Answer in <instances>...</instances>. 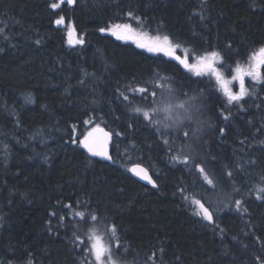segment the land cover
Segmentation results:
<instances>
[{
    "label": "trees",
    "instance_id": "obj_1",
    "mask_svg": "<svg viewBox=\"0 0 264 264\" xmlns=\"http://www.w3.org/2000/svg\"><path fill=\"white\" fill-rule=\"evenodd\" d=\"M51 3L60 0H0V264H85L73 233L87 242L97 227L107 242L104 229L112 224L130 248L127 264H264V200L256 198L264 186V83L245 77L254 94L230 105L211 75L99 31L140 25L187 49L190 63L219 51L217 67L231 78L225 65L244 66L264 46V0ZM60 16L64 24L57 25ZM70 23L83 44L69 43ZM151 81L174 88L179 99L199 93L192 136L180 127L157 131L132 111L150 108L134 89L151 91ZM97 124L112 133L110 162L72 142ZM197 163L222 188L213 190ZM137 164L155 188L130 174ZM193 199H211L214 224L193 214ZM81 211L100 219L84 221L75 215Z\"/></svg>",
    "mask_w": 264,
    "mask_h": 264
},
{
    "label": "snow or ice",
    "instance_id": "obj_2",
    "mask_svg": "<svg viewBox=\"0 0 264 264\" xmlns=\"http://www.w3.org/2000/svg\"><path fill=\"white\" fill-rule=\"evenodd\" d=\"M64 0H60V3H51L49 6L52 9H58L60 4ZM68 4H73L75 0H66ZM202 3H206V0H202ZM129 17L136 20L137 23H140V18L133 16L131 12L128 13ZM201 20L204 19L201 15ZM55 23L57 25L64 24V17L60 16ZM75 29H72L69 32V43L70 44H83V39H71ZM100 32H105V28L99 29ZM117 40H133L138 47L146 48L148 52L153 53H163L164 56L171 57L173 60L177 61L179 65H182L189 72H194L197 76L211 75L215 78L216 82L220 85L221 89L224 92V95L227 97L228 104H239L246 96L254 94L255 88L253 86L252 93L249 92L248 87L245 86V77L251 78V80L256 83H264V72L261 71L264 68V46L260 47L258 51L253 52L250 56L252 61L248 64L247 67L242 66L239 62L236 63L233 68L231 65H225L226 70L233 72L232 80L225 79L224 72L217 67V62L223 63V57L219 51L212 50L203 55H195L191 57L195 60V63H190V55L187 49H184L183 57L176 54L177 49L180 48L179 44H174L169 36L157 35L155 37H147L146 33H138L131 24H114L109 29H107ZM147 37V38H146ZM39 43V41H37ZM228 47H231L229 45ZM157 78L160 81H167L170 78L161 77L159 73L156 74ZM232 81H238L239 91L233 92L229 85ZM153 85L152 90L150 91L148 87H140L134 89V92H138L141 95L139 99L148 103L150 108L145 110L143 107H134L133 112L142 115L145 121H148L150 124L157 126V131L160 130L159 126L162 125L164 128L171 127H181L185 122L191 123L194 116L197 113L201 112L202 105L199 102L200 95L189 96L187 93H183L187 98L179 101L176 98V90L171 87H166L165 83H157L156 81L150 82ZM159 92V95H158ZM124 100L128 101L129 97L124 96ZM26 102H31L30 97H26ZM131 104V101L129 102ZM163 113L164 120L156 119V117ZM228 115L224 119H228ZM164 121H171L170 123ZM85 124L91 123V120L84 121ZM73 132H75V127H73ZM220 133H224V129H220ZM119 135V133H117ZM183 135L187 137L189 133L187 131L183 132ZM112 133L105 131L98 124L88 131L83 139L78 140L73 138V143H79L84 149L87 150L91 156L102 157L106 160H112V156L108 153V142L111 139ZM165 144L168 143L167 140L164 141ZM173 160L183 163L187 166L189 163V157L185 156L181 159L179 156H173ZM196 170L202 174L203 180L211 186L213 190L217 187V182L210 178L209 174L206 172L205 168L200 164H195ZM136 176H139L142 180H147L154 188L157 186L155 181L148 175V170L142 168L140 165H135L129 169ZM229 177L232 176L231 172H228ZM183 192V190H181ZM234 191H239L234 189ZM258 200H264V186L258 187L256 189ZM185 200L188 199L187 196L183 197ZM192 203L198 208V211H195L193 214L200 216L203 220L207 221L209 224H214V213L210 210L211 199L206 203L202 202L201 199H193ZM235 206L237 210H240L242 201L235 200ZM70 207V206H67ZM247 211V209H244ZM55 215V213H53ZM76 216H79L84 221L98 222L100 217L98 214L90 213L86 216L85 212H76ZM63 220V217L60 218ZM100 229L94 227L88 234L87 242L81 240L79 236L73 233L76 241H79L80 244L84 245V250L86 251L85 264H127L123 259L130 251V248L126 247L122 238L118 234V227L115 224H112L111 227H105L104 232L107 236V242L104 237L99 235ZM259 239V238H257ZM91 256L92 259L89 260L88 257ZM259 260V257H256ZM31 264V262H29Z\"/></svg>",
    "mask_w": 264,
    "mask_h": 264
},
{
    "label": "rangeland",
    "instance_id": "obj_3",
    "mask_svg": "<svg viewBox=\"0 0 264 264\" xmlns=\"http://www.w3.org/2000/svg\"><path fill=\"white\" fill-rule=\"evenodd\" d=\"M65 1H66V0H65ZM118 24H125V23H118ZM129 24H131L132 27H133L138 33H146V34H147V37H155V36H157V35H153V34L149 33L148 31H146V30H145L142 26H140V25H135V24H132V23H129ZM111 26H112V25H110V27H111ZM110 27H108L107 29H109ZM107 29H106V33H108V34L111 35V33H110L109 31H107ZM113 37H114V36H113ZM147 37H146V38H147ZM161 37H162V36H161ZM71 38L74 39V38H73V35H72ZM114 38H115V37H114ZM121 41L132 42V44H133L134 46L138 47L137 44H136L133 40H121ZM138 48H140V47H138ZM141 49H143V50H145L146 52H148L146 48H141ZM184 49H185V48H183V47L180 46V48H178L177 51H178V50H181L182 53L184 54ZM258 49H259V48H257L256 50H254V52L258 51ZM149 53H153V52H149ZM162 54H163V53H162ZM176 54H177V52H176ZM251 62H252V61L250 60V57H249L247 63L244 65V67H247L248 64H250ZM233 75H234V73H233ZM225 79H227V80H232V77H231V78H226V77H225ZM234 85H235L237 88H236ZM229 87L232 89L233 92H238V91H239V83H238V81H232V83L229 85ZM177 100L182 101V100H184V99H179V98H177ZM164 115H165V114L160 113V114L156 117V119L164 120ZM164 122L170 123L171 121H164ZM189 124H191V125H195V120H192L191 123L185 122L180 128L185 129V130L189 133V130H188V128H189ZM159 127H160V128H161V127L164 128L162 125H160ZM164 129H168V128H164ZM175 130L177 131V129H175ZM192 133H193V131H192ZM182 136H184L183 133H182ZM190 136H192L191 133H189V135H188L187 137H190ZM184 137H185V136H184ZM193 137H194V138L197 137V135H196V130H195V133H194V136H193ZM217 185H218L219 189L222 188L221 185H219V183H217ZM216 190L218 191L217 188H216ZM99 235H100V234H99ZM101 236L105 238L104 235H101Z\"/></svg>",
    "mask_w": 264,
    "mask_h": 264
},
{
    "label": "water",
    "instance_id": "obj_4",
    "mask_svg": "<svg viewBox=\"0 0 264 264\" xmlns=\"http://www.w3.org/2000/svg\"><path fill=\"white\" fill-rule=\"evenodd\" d=\"M69 28H70V31L72 30V29H74L73 28V25H72V23H70V25H69ZM73 38L75 39L76 38V33H75V31H74V33H73ZM101 128H103L105 131H109V130H107L106 128H104V127H102V126H100ZM92 129V128H91ZM91 129L90 130H88V131H91ZM87 131V132H88ZM86 132V133H87ZM110 132V131H109ZM85 133V134H86ZM83 139V138H82ZM112 141H113V136H111V139L109 140V142H108V153H109V155H110V148H111V144H112ZM85 151H86V153H88L87 152V150L86 149H84ZM90 156H91V154L90 153H88ZM92 157H94V156H92ZM94 158H96V159H98V160H101V161H105V162H110V160H106V159H104V158H102V157H94ZM135 165H131L130 167H129V169H131L132 167H134ZM142 168H145L144 166H142V165H140ZM146 169V168H145ZM148 170V169H147ZM130 172V174L135 178V179H137L140 183H142V184H144V185H146V186H149V187H153L151 184H149L148 182H147V180H142V179H140V177L139 176H136L134 173H132L131 171H129ZM148 175L152 178V176H151V174L149 173V171H148ZM153 179V178H152ZM154 180V179H153ZM156 183V182H155ZM154 188V187H153Z\"/></svg>",
    "mask_w": 264,
    "mask_h": 264
}]
</instances>
